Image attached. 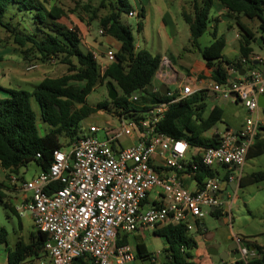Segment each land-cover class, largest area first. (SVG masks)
<instances>
[{"label":"trees","instance_id":"1","mask_svg":"<svg viewBox=\"0 0 264 264\" xmlns=\"http://www.w3.org/2000/svg\"><path fill=\"white\" fill-rule=\"evenodd\" d=\"M100 8L108 13L100 18L103 35L114 39L119 48L115 52V60L104 72L99 62L91 52H84L81 47V37L77 30L68 28L62 19L66 12L57 5L48 10L40 0H0V26L3 27L14 45L26 59H37L42 63L57 62L67 67V73L59 78H44L32 91L21 88L4 89L0 87V166L10 180L12 174H18L21 167L35 162L42 171H47L53 162V154L64 147L61 137L68 139L67 147L77 137L79 124L88 116L103 111L113 118H129L148 109L149 105L169 104L163 119L157 124V131L174 140H184L191 148L208 149L220 144L217 134L207 137L216 124L222 120L223 112L214 107L208 117L204 114L209 99L207 91L196 92L182 100L177 95H166L153 90V80L161 64L160 56H153L147 50H137L131 28L123 24L122 17L133 10L128 0H99ZM222 5L227 16L232 19L239 30V50L241 59L231 60L224 55L226 41L219 37L216 31L210 33L212 43L201 48L199 39L209 31L210 13L215 4ZM13 6L14 10H9ZM191 13L183 12V18L190 30L191 47L197 49L206 68L211 70V80L220 85L230 82L229 71H239L244 65L256 68L254 47L257 42V32H254L242 20H257L258 33L264 41V0H194L191 3ZM9 22H4L5 15ZM31 15L33 26L21 30L25 16ZM144 10L138 12V32L144 28ZM14 19H18L15 25ZM1 61V58H0ZM105 81L118 87L121 94L115 101H104L96 106H90L87 97ZM153 88V87H152ZM154 89V88H153ZM137 94L134 100L132 94ZM34 99L39 106L40 120L48 126L44 135L39 133L37 112L32 108ZM229 129V128H228ZM264 154V126L256 137V144L250 150L248 157ZM193 162L197 170H188L201 187L203 181L214 177L215 172L200 164L199 157ZM22 179V178H20ZM264 180V171L252 173L241 180V186ZM11 187L0 182V204L8 214L17 216L15 207L7 201V193ZM7 216L9 217V215ZM221 210H215L211 216L222 217ZM155 234L164 239L167 247L164 250V264H195L192 261V251L196 242L190 237L186 225H167L157 230ZM43 233L32 232L29 243L17 242L15 250H8L10 264H23L29 259L44 257L45 243ZM0 244H7V231L0 229ZM118 245L128 244L127 237L117 242ZM248 248L254 249L259 256L249 264H264V247L257 243H248ZM136 257L148 260L151 254L144 244L136 246ZM74 264H93L85 258H78ZM236 264H244L242 261Z\"/></svg>","mask_w":264,"mask_h":264},{"label":"built area","instance_id":"2","mask_svg":"<svg viewBox=\"0 0 264 264\" xmlns=\"http://www.w3.org/2000/svg\"><path fill=\"white\" fill-rule=\"evenodd\" d=\"M128 17L138 18V11H131ZM94 58L99 62L97 54ZM105 59L106 66L99 62L102 72L115 60V51L108 50ZM35 68L31 64L26 70ZM211 90L225 99L236 93L249 117L238 131L227 129L219 134L213 130L220 144L200 149L198 164L214 170L215 176L205 179L201 187L188 173L198 168L193 160L186 161L189 144L157 131L169 108L167 103L149 105L133 117H112L118 122L116 127L92 125L88 133L75 137L68 149L54 152L47 171L40 170L29 181L10 177L13 185L22 182L16 188L22 194L15 205L17 214L20 218L30 216L35 231L45 235V260H39L40 264H74L78 258L93 264H131L136 250L130 244L118 245L122 238L167 225L184 224L191 232L207 214L222 211L220 194L234 184L236 196L242 168L263 126L257 99L264 95V73L253 68L245 78L231 77L228 84H213ZM194 93L193 87L185 84L176 101ZM122 136L130 140L129 146L123 145ZM184 176L196 183V190L184 186ZM236 244L240 261L249 264L255 250L240 239Z\"/></svg>","mask_w":264,"mask_h":264},{"label":"rangeland","instance_id":"3","mask_svg":"<svg viewBox=\"0 0 264 264\" xmlns=\"http://www.w3.org/2000/svg\"><path fill=\"white\" fill-rule=\"evenodd\" d=\"M40 1L48 10H50L52 6L57 5L66 12V16L62 19L63 24H65L68 28L75 29L79 32L82 40V50L84 52H93V54H97L100 64H104L106 60V52L108 50L117 51L118 46L112 45L111 41L107 39V36L100 34L102 29L100 25V18L105 16L108 11L100 8L99 0ZM193 1L194 0H156L157 5H160L158 8H161L169 13L170 17L176 24L175 27L178 31H180L182 42L187 45L188 42L185 40V37L187 36L185 30H187V33H189V31L188 26L183 20L182 12L183 6L185 5L184 3H186V12L191 13L192 9L190 8V5ZM128 2L132 6H135L136 3H138L139 6L143 5L149 13L150 4L153 3V1L150 0H128ZM9 10H14L13 6H11ZM24 18V22L20 27L21 30H24L25 28L28 29L33 26L31 15H26ZM158 18L157 14L152 13L149 22H144V30L138 32V18L128 17L127 15L122 17L123 24L128 25L131 28L135 42L138 44L140 50H147L153 55L164 53L163 51H165L166 48H174V45L170 44L165 39L163 34L164 31L161 29L162 27L160 28V25L157 24ZM244 20L248 27H250L254 32H257L256 35H260L258 33V28L256 30V25L259 26V22L257 20ZM9 21V15L7 14L4 17V22ZM18 22V19H14L15 25H17ZM166 30H168V32L171 31L170 27H167ZM206 38H208V35H205L201 42L204 43ZM252 47H254V57H264V50L260 48V44L256 45V43H254ZM0 52L3 53L5 58L12 57L18 61L16 69H8L4 71L2 75V83L6 87H12L13 89L21 88L32 92L44 78H59L67 73V67L57 62L53 61L49 63H42L37 59H26L21 51L14 45L12 39L9 38L6 30L1 26ZM224 53L227 57L233 60L240 55L239 51L232 45H228ZM186 54L187 53L183 54V60L189 61V56L185 58L187 56ZM193 55L200 61L203 59L201 53L198 51L197 53L194 52ZM191 59L193 61L195 58L192 57ZM31 64L36 65L37 68L27 71V66ZM261 65L260 67H264V62L261 63ZM155 80L156 79L153 80V86L158 88L159 84H157ZM107 85L108 81H105L103 85L98 86L93 92H91V94L88 95L87 102L90 106H96L98 103L104 101H111L108 98ZM115 89L118 94H121L118 87L115 86ZM175 89L176 87L173 86L172 90L174 93L176 92ZM206 103L207 109L204 114L205 117H208L212 109L216 106H218L223 112L222 120L216 124L218 129L217 132L219 134L225 132L228 127L232 130L242 128L247 117H249L248 110L244 104L235 103V101L230 98L225 99L220 94H217V99H208ZM31 105L37 112L39 133L42 136L45 133L44 129H48V126L40 120L39 106L34 99H32ZM261 111L264 112V108H261ZM107 124L114 127L118 126V122L110 115L103 111H99L81 121L79 124L80 130L78 129V134L88 133V128L92 125L105 127ZM121 140L124 146H129L131 144L130 140L125 136H122ZM60 141L66 148L68 139L61 137ZM66 149H68V147ZM39 171L40 169L37 167L35 162H31L26 166L21 167L18 174H12L11 176L14 178H22L24 181H29L35 177ZM218 171L223 176V169L219 168ZM260 171H264V154L247 158L242 168V177L245 178L252 173ZM6 175L7 173L0 166V182H4L7 186L12 188L10 193L17 194L18 191L16 188L21 186L22 182H18V185H16L15 188L13 187L14 185L12 181L6 178ZM220 198L224 201V203H226L225 207L228 211L227 218H229L230 221L226 223L223 218L216 219L215 217L207 214L203 220L205 222L208 235L200 238V236L194 232H190L189 234L190 237L194 238L197 243V247L193 249L192 254L194 260L199 261L198 264H224L221 260L222 256L224 253L230 251L237 239L242 240L244 246L247 248L248 243L264 245V180L246 186H240L236 192V196L235 192L231 188H227L222 194H220ZM7 214L8 211L2 204H0V223L2 228L7 231V244H0L2 253V256H0V264L3 263V259L7 258L8 250H15L19 240L29 243L30 234L32 232H36L33 219L30 216L21 217V219H19L17 216L12 214H8V218ZM20 221L23 223V229L19 227ZM153 235L154 233L150 231L143 241L150 252L160 250L163 244L162 239H153ZM209 248L216 250L217 254L210 255ZM23 264H40V261L29 259Z\"/></svg>","mask_w":264,"mask_h":264},{"label":"crops","instance_id":"4","mask_svg":"<svg viewBox=\"0 0 264 264\" xmlns=\"http://www.w3.org/2000/svg\"><path fill=\"white\" fill-rule=\"evenodd\" d=\"M150 1H153V3L150 4V13H149V11H146V9L143 5L139 6L138 3H136V5L133 6V8L135 10H137L138 12L140 10H144V13H145L144 22L145 21L149 22V20L151 19L152 13L157 14L159 17L157 24L160 25V28L162 27L161 29H162V31H164L163 34H164L165 39L170 44L174 45V48L172 47L173 49L172 48H166L165 51H163L164 53H158L157 55L152 54L153 56H160L161 57L160 68H159V70L156 73L155 78H154V79H156L155 80L156 83L159 84L158 85L159 87L157 88V87L153 86V88H154L153 90H157V91L161 92V90L163 89L166 91V93L168 91H170L172 94L178 95L180 93V91L182 90V87L185 84H190L193 87V89L195 90V92L207 91L209 94L208 95L209 99H217L218 93H215L211 90V85L216 84V82L212 81L210 78L211 70L206 68L205 61L203 59L200 61V60L196 59V57H194V55H193V53L194 52L197 53L198 50L191 47V44H190L191 35H190L189 26L187 25V23L185 22L186 25L188 26L189 33H187L186 32L187 30H185V33L187 35L185 37V40L188 42V45L185 44L184 42H182L181 37H180V31H178L177 28L175 27L176 24L174 23L173 19L170 17L169 13L166 12L165 10H162L161 8H158L160 5L159 6L157 5L156 0H150ZM184 4L185 5L183 6V12L186 11V9H187L186 3H184ZM158 12H160V13H158ZM183 12H182V15H183ZM183 20H184V18H183ZM210 20L211 21L209 22V31L207 33H205L199 39V44H200L201 48H206V47L210 46V44L212 43V38H211L210 33L213 31H216L219 37H223L225 39L226 47L228 45L235 46L236 50H238L239 54H240L239 30H238L235 22L227 16L226 9L222 5L216 3L214 9L210 13ZM242 21L245 23L244 19ZM144 27H145V25H144ZM167 27H170V29H171L170 32H168V30H166ZM257 28H258V25H256V30H257ZM143 30H144V28H143ZM160 33H161V31H160ZM205 35H208V38H206L205 42L202 43L201 41ZM107 39H109L111 41L112 45H115V46L117 45L119 48V44L114 39H112L110 37H107ZM257 44L258 45L260 44V46H261L260 48L262 50H264V41H262L260 39V35H257L256 45ZM118 48H117V50H118ZM136 48H137V50H140L138 44H136ZM184 53H187L186 54L187 56L185 58H187L189 56L188 57V58H190L189 61L183 60V58H184L183 54ZM224 55L227 57V55L225 53H224ZM192 57L195 58L193 61L191 59ZM0 58H1V61H0V87H2L4 89H13L12 87H6L3 85L2 75H3L4 71H6L8 69H10V70H12L13 68L16 69L18 61L12 57H10V58L6 57L5 58L3 56L2 52H0ZM227 58L230 59L229 57H227ZM239 59H241V55H239L234 60H239ZM251 59L254 60L253 62L257 66L256 68L264 71V67H260L261 63L264 62V57L257 58V57H254V55H253V57H251ZM231 60H233V59H231ZM258 60H260L261 62ZM256 62H258V63H256ZM104 65L106 66L107 63L104 62ZM252 69L253 68L250 65H244L243 69H240L239 71H241V72L245 71V74L243 76L238 75L234 79L240 80V79L245 78L249 74L250 70H252ZM233 71L234 70L229 71V74L233 75ZM231 77L233 78V76H231ZM173 86L176 87L175 93L172 90ZM164 88H166V89H164ZM1 95H2V92L0 91V96ZM216 107H218V106H216ZM258 116L262 120V123L264 126V112L261 111V108L258 110ZM240 129H238V130H240ZM213 130L206 133L205 136H207V137L213 136L214 131H217L218 129L214 130V131ZM230 130H232V129H230ZM238 130H233V131H238ZM255 144H256V142H255ZM200 155H201L200 148H197V147L191 148L190 147V149L187 153V156H186V161L187 162L192 161L195 157L198 158ZM183 184L186 188H188L191 191L197 189L196 183L186 176L183 177ZM13 187L16 188V185H14ZM11 190H12V188H11ZM10 191L7 193V196H8L7 201L12 206L15 207V205L17 203L21 202L22 194H21L20 190L19 191L17 190L18 191L17 194L10 193ZM11 194H12V196H11ZM225 206H226V203L223 204V207H222L223 208L222 209L223 215L221 218H223L224 221L226 223H228L230 221V219L227 218L228 215L225 213V212H227V208ZM19 219H21V218H19ZM203 219L200 220V222H198L199 227L197 226L198 228L195 227V229L193 231H191V232L196 233L198 236H200V238L206 237L208 235L206 225H205V222ZM19 227L21 229H23L22 221H20ZM162 227H164V226H159L156 230L144 229V230L136 231L127 237L128 244H130L135 250H136L137 245L144 244L146 249L148 250L146 244L143 242L144 238H146V235L148 233H150V231H152L154 233L152 238L153 239H159L160 237H158L155 234V232L157 230H160ZM0 228H2L1 223H0ZM189 234H190V232H189ZM160 239H162V238H160ZM162 240H163V244H162V247L160 250H158L156 252H150L148 250V252L151 254V257L148 260L143 261V260L138 259L136 257L135 261L131 264H164V262H165L164 250L167 247V244H166L164 239H162ZM153 241H155V240H153ZM258 245L264 247V245H261V244H258ZM196 247H197V243H196ZM227 253H229V252H227ZM209 254L210 255H216L217 251L209 248ZM255 254L256 255L254 256L253 259L259 258L256 251H255ZM0 256H2L1 249H0ZM39 260H45V257L38 259V261ZM192 261L195 264L199 263L198 260H196V261L194 260L193 254H192ZM222 262L224 264H228V263L229 264H235L234 259H232V260L228 259L226 261L222 260ZM1 264H10L9 260H8V254H7V258L3 259V263H1Z\"/></svg>","mask_w":264,"mask_h":264},{"label":"water","instance_id":"5","mask_svg":"<svg viewBox=\"0 0 264 264\" xmlns=\"http://www.w3.org/2000/svg\"><path fill=\"white\" fill-rule=\"evenodd\" d=\"M256 63H258V62H256ZM263 73H264V71H263ZM244 74H245V71L244 72L243 71L242 72L239 71L238 73L233 74V78H236L238 75L243 76ZM107 87H108V98L111 101H115L117 99V97H118L117 90L115 89V87L113 86V84L111 82L108 83ZM152 87H151V92H153V88ZM164 89H166V88H164ZM161 93L166 95V91L163 90V89L161 90ZM136 95L137 94L134 93V94H132V96H128V97L129 98L130 97H135ZM230 98L233 99L235 101V103H240V100L238 99V95L236 93H231L230 94ZM257 100H258V106L260 108H264V95L258 96ZM214 130H217L216 126L214 127ZM230 187H231V189H233L234 188V184H232ZM252 250H254V249L252 248ZM228 259H234L235 260V264L241 260V253L239 251V248H238L237 244H234L232 246V248L230 249L229 253H225L222 256V260L226 261ZM263 263H264V256H263Z\"/></svg>","mask_w":264,"mask_h":264}]
</instances>
